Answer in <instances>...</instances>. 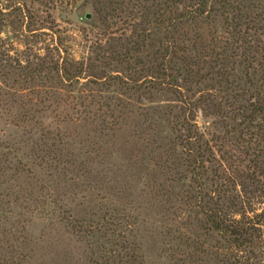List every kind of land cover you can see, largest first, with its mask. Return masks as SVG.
<instances>
[{
    "label": "rangeland",
    "instance_id": "1",
    "mask_svg": "<svg viewBox=\"0 0 264 264\" xmlns=\"http://www.w3.org/2000/svg\"><path fill=\"white\" fill-rule=\"evenodd\" d=\"M128 1L0 0V264H252L194 207L176 141L181 98L115 79L150 64L145 52L141 64L119 56L136 40L135 21L119 12ZM230 18L215 17L219 44ZM211 58L188 96L219 88ZM244 67L229 82L246 84ZM236 122L196 114L210 199L254 187L241 146L264 150V134Z\"/></svg>",
    "mask_w": 264,
    "mask_h": 264
},
{
    "label": "trees",
    "instance_id": "2",
    "mask_svg": "<svg viewBox=\"0 0 264 264\" xmlns=\"http://www.w3.org/2000/svg\"><path fill=\"white\" fill-rule=\"evenodd\" d=\"M133 10L137 17H133ZM124 11L135 21L136 40L130 41V48L119 56L126 62L141 64L137 54L145 52L150 64L141 66L139 72L130 67L129 77L117 75L118 85L131 90L135 87L142 95L166 87L181 98L176 113V141L193 176L191 181L197 185V193L191 197L194 207L213 232L234 250L244 252L252 264H259L264 255V207L255 212L253 198H264V184L260 189L258 180L264 179V150L256 145L248 153L241 146L246 155L251 154L246 167L250 170L247 179L254 183L252 190L240 183L239 193L236 188H228L216 200L210 199L209 185L200 171L209 162L210 149L199 131L196 114L201 111L238 120V128L257 127L264 134V0H132L125 7L119 5V12ZM222 14L231 18L221 45L213 27L215 17ZM210 56L206 65L215 66L211 71L219 68L211 73L216 75L219 88L198 97L188 96L186 86L191 80H205L201 75L203 58ZM239 64L245 66L246 84L229 82L230 72ZM253 64L257 71H252ZM231 166L237 168V163Z\"/></svg>",
    "mask_w": 264,
    "mask_h": 264
},
{
    "label": "water",
    "instance_id": "3",
    "mask_svg": "<svg viewBox=\"0 0 264 264\" xmlns=\"http://www.w3.org/2000/svg\"><path fill=\"white\" fill-rule=\"evenodd\" d=\"M90 18H91V17H90V14H86V15H85V19L88 20V19H90Z\"/></svg>",
    "mask_w": 264,
    "mask_h": 264
}]
</instances>
